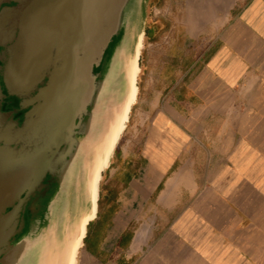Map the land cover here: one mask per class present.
Returning <instances> with one entry per match:
<instances>
[{"label": "crops", "instance_id": "0c3cea01", "mask_svg": "<svg viewBox=\"0 0 264 264\" xmlns=\"http://www.w3.org/2000/svg\"><path fill=\"white\" fill-rule=\"evenodd\" d=\"M155 11L170 44L148 53L77 264H264V0Z\"/></svg>", "mask_w": 264, "mask_h": 264}, {"label": "water", "instance_id": "95a60500", "mask_svg": "<svg viewBox=\"0 0 264 264\" xmlns=\"http://www.w3.org/2000/svg\"><path fill=\"white\" fill-rule=\"evenodd\" d=\"M149 2L0 0V264H77L137 101Z\"/></svg>", "mask_w": 264, "mask_h": 264}, {"label": "rangeland", "instance_id": "374dc122", "mask_svg": "<svg viewBox=\"0 0 264 264\" xmlns=\"http://www.w3.org/2000/svg\"><path fill=\"white\" fill-rule=\"evenodd\" d=\"M155 7H153L151 10H150V15L151 17H154V14H155ZM148 14H149V7H148ZM148 17V16H147ZM156 18V17H155ZM161 18V17H159ZM158 19V18H156ZM160 21V20H159ZM163 23V22H162ZM164 30V28L157 34L156 38L153 39V40H150L149 42H146V39H145V48L143 49L142 51V56H141V60H140V67H141V71H140V74H139V79H138V84H140V82H144V79L147 75V72H148V68H147V63H148V53L149 52H152L154 53V51L156 52V56H162L163 55V47H167L169 46L170 44V41L169 39H160V34L161 32ZM157 44H156V43ZM155 47H157V49H154ZM159 48V49H158ZM133 111V110H132ZM131 120H132V114H131V118H130V121L128 123V126L127 128L130 126V123H131ZM133 123V122H132ZM132 125V124H131ZM126 128V130H127ZM125 130V132H126ZM124 132V134H125ZM123 134V135H124ZM123 137V136H122Z\"/></svg>", "mask_w": 264, "mask_h": 264}, {"label": "trees", "instance_id": "16d2710c", "mask_svg": "<svg viewBox=\"0 0 264 264\" xmlns=\"http://www.w3.org/2000/svg\"><path fill=\"white\" fill-rule=\"evenodd\" d=\"M160 0H150L149 2V14L146 23V42L156 38L157 34L164 28V24L159 20H153L150 15V10L159 4ZM102 191H100V196Z\"/></svg>", "mask_w": 264, "mask_h": 264}, {"label": "bare ground", "instance_id": "6f19581e", "mask_svg": "<svg viewBox=\"0 0 264 264\" xmlns=\"http://www.w3.org/2000/svg\"><path fill=\"white\" fill-rule=\"evenodd\" d=\"M95 208V207H94ZM94 208H93V210H94ZM93 216V211L91 212V214L88 216V218H91ZM80 241V240H79ZM79 241H78V245H79ZM69 264H75V257H74V255L72 256V259H71V261H70V263Z\"/></svg>", "mask_w": 264, "mask_h": 264}]
</instances>
